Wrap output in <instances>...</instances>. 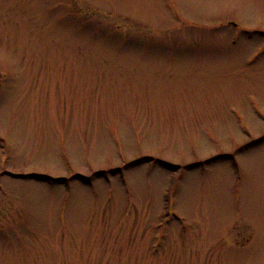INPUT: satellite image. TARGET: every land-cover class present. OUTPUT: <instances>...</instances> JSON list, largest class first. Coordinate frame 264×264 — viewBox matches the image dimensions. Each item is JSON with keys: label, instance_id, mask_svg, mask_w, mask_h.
<instances>
[{"label": "rangeland", "instance_id": "rangeland-1", "mask_svg": "<svg viewBox=\"0 0 264 264\" xmlns=\"http://www.w3.org/2000/svg\"><path fill=\"white\" fill-rule=\"evenodd\" d=\"M258 30L264 0H0V264H264Z\"/></svg>", "mask_w": 264, "mask_h": 264}, {"label": "flooded vegetation", "instance_id": "flooded-vegetation-1", "mask_svg": "<svg viewBox=\"0 0 264 264\" xmlns=\"http://www.w3.org/2000/svg\"><path fill=\"white\" fill-rule=\"evenodd\" d=\"M228 18L229 17H226V20H228ZM226 20H222V23H224ZM228 21H231V26L233 27L232 29H231V31H234V32H237V31H245L244 29H242V28H240V26H238V24L233 20V19H229ZM227 22V21H226ZM228 24V23H227ZM199 27H202V26H199ZM242 29V30H241ZM249 29V28H248ZM257 29H259V28H257ZM258 31H260V32H264V31H262V30H258ZM236 34H238V33H236Z\"/></svg>", "mask_w": 264, "mask_h": 264}]
</instances>
